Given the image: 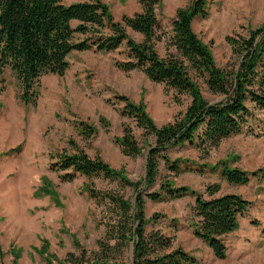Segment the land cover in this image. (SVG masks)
<instances>
[{
	"label": "trees",
	"instance_id": "trees-1",
	"mask_svg": "<svg viewBox=\"0 0 264 264\" xmlns=\"http://www.w3.org/2000/svg\"><path fill=\"white\" fill-rule=\"evenodd\" d=\"M64 1L0 0V73L5 68L14 73L20 85V102L35 105L39 79L47 74L63 76L69 68L67 57L72 52L94 50L108 54L121 48L125 59L113 62L118 71H140L150 82L164 85L177 96L185 95L190 102L181 116L157 127L142 103L116 96L123 104L120 114L142 130L148 147L145 176L135 182L127 178L123 168L115 170L100 157L90 158L72 142L71 153L63 151L56 156L51 170L59 174L60 182H72L78 177L88 180L83 189L101 209L100 224L104 233L96 242L97 252L88 254L75 242V252L67 253L62 259L52 255L47 263L201 264L182 248L173 249L172 238L153 228L161 218L167 220L165 215L156 213L147 218L145 214L146 201L160 203L186 197L194 199L187 227L216 259L224 260L227 253L224 237L238 229L239 220L251 203L238 194L220 195V183L206 185L200 192L176 186L170 176L208 172L219 174L230 186H244L258 173L231 168L229 160L212 166L172 159L168 151L187 145L208 156L225 139L241 134L264 137V116L260 118L256 114L258 111L264 115V24L249 31L247 37H225L237 63L230 71H224L216 67L210 47L192 28L195 19L208 18L210 0H189L186 7L176 10L167 39L173 51L163 57L156 49L164 35L156 15L161 0H138L140 12L123 15L120 21L112 17L101 0H76L69 4ZM126 28L142 36V41L130 38ZM190 72L203 81L209 94L223 96V100L207 102ZM77 127L85 139L96 132L86 123L79 122ZM150 138L153 144L149 143ZM114 142L125 157L142 155L143 148L128 125ZM160 162L169 175L160 178L157 190H151L158 181ZM96 178L117 183L120 189L132 188L133 200L126 199L120 191L98 189L94 183ZM40 192L41 196H55L49 185ZM168 222L178 230L177 219ZM252 225L259 226V223L253 221ZM128 250L132 254L130 261L124 256ZM46 251L47 246L42 252ZM18 253V250L13 252V264L19 258Z\"/></svg>",
	"mask_w": 264,
	"mask_h": 264
},
{
	"label": "rangeland",
	"instance_id": "rangeland-1",
	"mask_svg": "<svg viewBox=\"0 0 264 264\" xmlns=\"http://www.w3.org/2000/svg\"><path fill=\"white\" fill-rule=\"evenodd\" d=\"M101 1L116 21L123 15L140 12L138 0ZM188 4L189 0H161L156 10L164 33L156 47L161 57L173 51L167 42L171 21L176 10ZM208 12V18L195 19L192 28L210 47L216 67L230 71L237 58L232 57L225 37H247L249 31L264 24V0H210ZM126 32L136 42L142 41V36L130 29L126 28ZM124 59V48L108 54L94 50L72 52L67 57L69 68L63 76L47 74L39 79L35 105L20 102V85L9 68L0 73V264H13L15 250L19 252L16 264H48L52 255L62 259L67 253L75 252V242L88 254L98 251L96 242L103 237L104 227L100 224L101 209L84 192L88 180L78 177L62 183L51 165L59 153L72 152V142L90 158L100 157L115 170L123 168L131 181L144 178L148 147L143 132L131 119L120 114L123 104L116 96H125L135 104L142 103L157 127L185 112L190 102L187 96H177L164 85L150 82L140 71H118L113 62ZM190 74L207 102L223 100V96L209 94L203 81ZM256 114L260 118L264 116L258 111ZM79 122L94 127L96 132L85 139L77 127ZM126 125L132 128L143 148L142 155L135 158L123 156L114 142L121 137ZM153 142L150 138L149 143ZM168 155L198 165L215 166L229 160L231 168L258 173V176H252L244 186H230L219 174L208 172L170 176L176 186L200 192L206 185L220 183V195L238 194L251 203L239 220L238 229L224 237L227 247L224 260L216 259L187 227L194 203L191 197L160 203L146 201L147 218L156 213L167 218H161L153 228L172 238L173 249L182 248L201 264H264V137L241 134L225 139L208 156L187 145L170 149ZM167 175L160 162L158 181L151 190H157L160 178ZM94 183L100 190L120 191L126 199L133 200L130 187L120 189L117 183L101 178L94 179ZM47 185L55 192L54 197L40 195L43 194L40 189ZM171 219L178 220L177 231L170 226L168 220ZM253 221L259 226H253ZM46 246L47 251L43 253ZM124 256L130 261L131 250Z\"/></svg>",
	"mask_w": 264,
	"mask_h": 264
},
{
	"label": "crops",
	"instance_id": "crops-1",
	"mask_svg": "<svg viewBox=\"0 0 264 264\" xmlns=\"http://www.w3.org/2000/svg\"><path fill=\"white\" fill-rule=\"evenodd\" d=\"M64 2H65L66 4H69V3L72 2V0H65Z\"/></svg>",
	"mask_w": 264,
	"mask_h": 264
}]
</instances>
